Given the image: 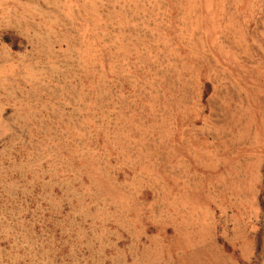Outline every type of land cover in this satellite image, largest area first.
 <instances>
[{
    "label": "rangeland",
    "instance_id": "obj_1",
    "mask_svg": "<svg viewBox=\"0 0 264 264\" xmlns=\"http://www.w3.org/2000/svg\"><path fill=\"white\" fill-rule=\"evenodd\" d=\"M0 264H264V0H0Z\"/></svg>",
    "mask_w": 264,
    "mask_h": 264
}]
</instances>
